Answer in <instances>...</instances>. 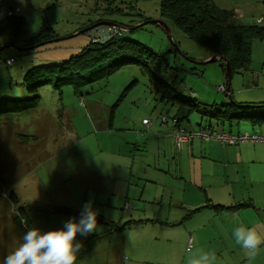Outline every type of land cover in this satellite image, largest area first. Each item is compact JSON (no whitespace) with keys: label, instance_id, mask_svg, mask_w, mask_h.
Instances as JSON below:
<instances>
[{"label":"rangeland","instance_id":"374dc122","mask_svg":"<svg viewBox=\"0 0 264 264\" xmlns=\"http://www.w3.org/2000/svg\"><path fill=\"white\" fill-rule=\"evenodd\" d=\"M212 1L234 10L240 23L264 30V0ZM10 6L20 8L15 16L21 18V26L16 36H0L4 99L31 98L24 73L33 66L60 63L77 55L91 43L93 28L82 32L107 21L127 28L119 34L161 55L160 64H151V71L172 83L187 100L199 103V111L182 118L179 127L198 130L211 121L228 133L237 134L247 126L256 131L250 130L249 135H264V120L229 118L222 125L210 117L212 109L231 99L218 89L227 83L225 66L219 60L196 64L206 62L211 53L162 15L160 0H0V21L7 28L12 25L6 20ZM158 20L165 21L169 30L154 22ZM42 33L53 38L36 42ZM7 59L12 63L8 65ZM155 75L142 65L123 64L107 79L84 84L78 92L73 85L60 90L48 85L36 92L37 107L11 110L16 104L9 103L0 111V261L23 235L13 225L18 215V206L9 199L13 189L20 206L43 230L65 223H57L59 217L51 221L52 207L80 209L88 201L106 210L100 203L112 199L117 225L134 220L136 226L99 239L96 245L102 247L101 252L95 250L81 264H128L131 254L134 261L129 264L144 260V264H189L202 253L214 257L213 264H264V248L251 252L235 243L232 233L242 214L227 211L238 209L236 204L242 201L235 195L237 190L227 186L260 192L243 186V181L226 183L232 177L229 166L217 160L219 151L217 158L210 155V140L194 138V148L191 142L177 148L173 116L179 112L181 118L186 111L163 100L164 89ZM230 87L233 103L264 104V31L253 36L250 66L233 72ZM3 105L0 102V109ZM182 107L190 109L186 104ZM216 141L218 148L237 146ZM241 144H247L256 157L240 168L264 169V142ZM129 181L133 193L127 196ZM229 190L231 196L225 199ZM197 207L203 208L191 214ZM132 211L135 217H127ZM194 226L199 229L192 232ZM125 256L129 259L124 262Z\"/></svg>","mask_w":264,"mask_h":264},{"label":"trees","instance_id":"16d2710c","mask_svg":"<svg viewBox=\"0 0 264 264\" xmlns=\"http://www.w3.org/2000/svg\"><path fill=\"white\" fill-rule=\"evenodd\" d=\"M160 5L162 15L170 20L174 26L211 53L212 56L217 55L221 58L219 61L224 64L227 77V62L230 66L231 77L235 70L249 68L253 36L262 33L263 29L260 30L257 27L240 23L234 10L220 8L212 0H160ZM12 8L16 7H11L8 11ZM15 15H6L7 22L12 24L9 28L5 27V21H0V36L6 34L13 37L18 34L21 18ZM105 26L107 25L94 28ZM51 38H53L52 34H38L36 42L46 43ZM30 44L35 46L37 43L30 42ZM160 57L161 55L151 51L148 46L140 43V41L127 38L124 33L111 34L106 38H99L98 41L92 40L87 47L68 60L60 63L40 64L28 69L24 73V83L26 90L33 96L28 99L9 100L1 97L0 92V102H4L0 111L9 103L16 104L11 110L23 111L37 107L39 96L36 92L48 85L58 90L66 84L73 85L75 91L78 92L84 84L107 79L123 64L142 65L143 70L155 75L151 71V64H160ZM155 76L162 83L163 100L172 106L177 104L181 106V110L186 111L181 118L178 114L173 116L176 126L174 130L178 129L179 121L182 118H188V115L194 110L199 111V103L194 100H187L184 95L177 92L172 83L158 75ZM229 80L230 78H228V82ZM125 93L122 94V97ZM229 97H231L229 103L222 104L216 110L212 109L209 112L211 118L216 117L218 124H223L229 118L231 121L233 118H249L257 122L264 120V104H235L231 94ZM183 104L190 106V109L182 107ZM203 112L207 113L205 109ZM112 118L113 116L111 121ZM210 127L207 129L213 132L221 131ZM9 199L15 206H18V215L13 219L14 224L23 232L25 227L22 221H26L29 227L35 226L27 209L20 206L19 197L13 189L9 192ZM80 211L74 207L59 205L52 207L49 214L66 215L79 219Z\"/></svg>","mask_w":264,"mask_h":264},{"label":"crops","instance_id":"0c3cea01","mask_svg":"<svg viewBox=\"0 0 264 264\" xmlns=\"http://www.w3.org/2000/svg\"><path fill=\"white\" fill-rule=\"evenodd\" d=\"M11 7L12 6H10V8ZM89 28H87V29H89ZM208 58H210V56ZM217 60H220V59H217ZM228 78H229V76L227 77L226 85H223V86L226 87V94L227 93L231 94V92H230L231 90L228 92V88H231L230 87V83H231L232 77L230 78L229 82H228ZM219 86H222V85H219ZM219 86H218V88H219ZM180 112H181V110H180ZM188 117H189V115H188ZM144 120H146V118L143 119V121ZM210 124H211V127H210V125H208L207 126L208 128L209 127L210 128L213 127V129L217 128V130H224L223 126L220 127L218 125H213L211 121H210ZM179 126H180V123H179ZM246 127H242L243 129L242 128L238 129L237 134H245L247 132H250V130H252L253 132H256L255 128L246 129ZM179 128L183 129V130L187 129V128L185 129V128H182V127H179ZM173 131H174V128H173ZM173 131H172V133H173ZM188 131H196V130H195L194 127L191 126L190 130H188ZM229 132H231V131H229ZM255 135H256V133H255ZM190 142H191L192 148H194V146H195L194 144L195 143H194L193 139L188 141V142H185V143H183L181 145H177L176 142H175V144H176L177 148L179 150H181L183 145L188 144ZM243 142H245V141L238 142L235 145H232V146H236L237 145L236 147H232V148H229V147H227V148H218V144H217L218 142L215 139H210V145H209L210 155H213L214 156L213 158H217L215 156H218L217 155L218 154L217 151H219V156H218L219 159H217V160H219L220 162H224L225 164H228V166H229L228 173H229V175H232V177L230 179H227L226 183H229V182H232V181L236 182V180H238V182H240V181L242 182L243 181L242 182L243 186L256 187V189L260 192L259 194H257V193H252V191L250 192V191L245 190V189L243 190L241 188H236V187H234V185L227 186V187H231V188L236 189L237 191H234L235 195H237L239 198L242 199V201L239 203V205L236 204V206L239 207L238 209L227 210L228 212L230 211L231 214H234V215L236 213H241L242 214L241 216H239V218H238L239 221L237 222V224L234 225L235 228L240 227V226H244L246 228H253L257 232L264 234V169H262V168L251 169L252 167H247V168H242V169L240 168V167H244V165H246L247 163H252L253 161H255V157H256V154L254 152H250V148H247V144H241ZM226 145H229V144H226ZM224 151H225V155H223ZM225 159H227V161ZM230 164H233V165L230 166ZM236 164H237V166H234ZM169 173L170 172H167L166 174H169ZM129 185H130V188H129V192L127 193V196L129 194L133 193V191L131 190L132 187H133V184L130 183V181H129ZM238 186H240V184H238ZM230 192H232V190H229L227 192V194L225 195V199H228L231 196ZM100 205L103 206V207H107V208H106V210L98 209L99 213H98L97 220L100 219V221H98L97 231H95V232H93V233H91V234H89V235H87L85 237H79L78 238V239H80L82 241L83 246H82L80 252L77 255L76 264H81L82 261L84 262L86 260V258H88L92 254H94L95 250H96L97 253L101 252L102 247L101 246L97 247L96 244H97L99 239L103 238V236L108 235L110 233H113L115 231H118V229L125 230V229H128V228L136 226V224L133 223L134 220H131V219L126 220L125 223H124V226H120L119 224L117 225V223H118L117 220L118 219L116 217L117 215L115 213V210L112 209V208H115V206L113 205V200L112 199H109L106 204L104 202H101ZM189 206H190L189 208L194 207V205H189ZM203 206L206 207V206H208V204L207 205H203ZM94 208H96V207H94ZM202 208L203 207H197L195 210H192L191 214L196 212V211H198L199 209H202ZM81 209L82 208H80V210ZM56 217H59V219L57 220V223H59V222L63 223V221H65V222L67 221V220H64V218H61L60 216H57V215H53L51 217V221H54L56 219ZM127 217H135V214L132 211V212H130L129 215H127ZM13 225H15V224L13 223ZM100 225H104L105 227L102 228ZM59 227H60V225H57V228H59ZM195 228H196V230L199 229L198 226H194L192 228V232H193V229H195ZM19 230H21V229H19ZM21 232H23V231L21 230ZM124 232L125 231H123L122 233H124ZM193 234L195 235V233H192V235ZM186 235H187V233H186ZM193 238H194V236H193ZM87 239H89L88 242L87 243H83V242H86ZM109 240H110V238H109ZM111 241H112V239H111ZM17 243L18 244L20 243L19 237H18ZM5 247L6 248H10V247H13V245H6ZM260 247L264 248V245H261ZM133 252H134V250H132V253ZM131 257H132L131 261H134L133 254H131ZM126 259H129V258L127 256H125L124 262H125ZM131 261H128V262H125V263L129 264ZM141 262H143V264H144L147 261L144 260V261H141ZM88 264H91V263H88ZM95 264H98V263H95Z\"/></svg>","mask_w":264,"mask_h":264},{"label":"clouds","instance_id":"9594fccd","mask_svg":"<svg viewBox=\"0 0 264 264\" xmlns=\"http://www.w3.org/2000/svg\"><path fill=\"white\" fill-rule=\"evenodd\" d=\"M99 210L93 202H86L79 219L70 218L62 227L43 230L40 227H29L22 221L25 231L21 242L5 255L0 264H76L77 255L83 244L78 237H85L95 231L98 226ZM235 243L243 249L255 252L264 245V234L253 228L237 227L232 233ZM214 257L202 253L189 264H213Z\"/></svg>","mask_w":264,"mask_h":264},{"label":"built area","instance_id":"2783aa9c","mask_svg":"<svg viewBox=\"0 0 264 264\" xmlns=\"http://www.w3.org/2000/svg\"><path fill=\"white\" fill-rule=\"evenodd\" d=\"M20 12V8L16 7L13 9H10L7 13L8 16H13L15 14H18ZM261 21V20H260ZM121 27H117L115 25H108L105 27H98V28H93L91 31H89V35L92 40L98 41L99 38H106L108 36L119 34V31L123 30L120 29ZM7 64H11L12 60L7 59ZM219 91L225 92L226 93V87L225 86H219ZM166 117H163V122H166ZM145 124H149V120H144ZM173 137L177 145H181L185 142H188L194 138H202L206 140L210 139H215L218 140L219 142L223 144H229V145H235L238 142L242 141H262L264 142V135L259 136V135H249L248 133L245 134H232L228 133L224 130L213 132L210 129L207 128H202L196 131H185L183 129H175L173 131Z\"/></svg>","mask_w":264,"mask_h":264},{"label":"water","instance_id":"95a60500","mask_svg":"<svg viewBox=\"0 0 264 264\" xmlns=\"http://www.w3.org/2000/svg\"><path fill=\"white\" fill-rule=\"evenodd\" d=\"M154 22L162 24L164 27H166L167 30H169V29H168V26L165 24V21H160V20H158V21H154ZM100 25H117V26H118V24H115L114 22H107V21H106V22H100V23H97V24L91 26L89 29L94 28V27H97V26H100ZM141 25H142V24H140V26H141ZM119 27H122L123 30H126V29H127V28H125V27H123V26H121V25H119ZM122 28H120V29H122ZM89 29L84 30L82 33L87 32ZM217 59H221V58H220L219 56H217V55H214V56H212L210 59H208L206 62H196V64H198V65H204V64H207V63L213 62V61H215V60H217ZM227 73H228L229 78H231L230 66H229V63H228V62H227ZM229 91H230V88H228V92H229ZM229 94H230V93H229Z\"/></svg>","mask_w":264,"mask_h":264}]
</instances>
